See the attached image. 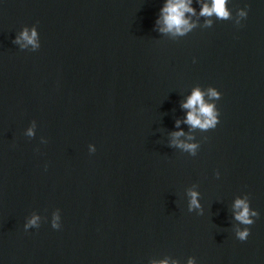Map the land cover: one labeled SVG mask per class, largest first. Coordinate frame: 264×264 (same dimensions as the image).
Masks as SVG:
<instances>
[{"label":"water","instance_id":"1","mask_svg":"<svg viewBox=\"0 0 264 264\" xmlns=\"http://www.w3.org/2000/svg\"><path fill=\"white\" fill-rule=\"evenodd\" d=\"M162 4L0 0V264H264V0H228V20L194 2L183 37L156 31ZM33 25L36 52L14 43ZM196 87L221 93L220 122L176 129ZM177 130L195 156L168 146Z\"/></svg>","mask_w":264,"mask_h":264},{"label":"clouds","instance_id":"2","mask_svg":"<svg viewBox=\"0 0 264 264\" xmlns=\"http://www.w3.org/2000/svg\"><path fill=\"white\" fill-rule=\"evenodd\" d=\"M200 5L199 16L212 17L215 15L218 20L230 19V12L227 10L226 5L228 0H163V4L159 9V14L155 20L156 31L160 34H171L173 36H186L195 27L196 24L190 21V17L196 16L197 11L192 6L193 3ZM240 17L247 18L246 10L239 13ZM205 23L211 26L212 21L206 20ZM239 24V21L237 22ZM24 42L22 46H31L32 52H36L40 48V39L37 28L35 25L31 29L24 28L20 35L14 40V43L19 44ZM195 63V60L193 61ZM210 100L212 102H207ZM221 98V93L213 87L202 90L199 87L193 88L191 93L185 97L180 107L184 111L183 121L177 120L175 128L180 129L181 123L189 126L190 129H199L200 131L207 132L213 130L219 124V110L216 101ZM29 136H33L34 132L29 129ZM185 136L183 130H177L171 133V143L168 145L170 148H176L185 151L195 156L197 153L198 145L194 143H185L179 138ZM187 139L191 140L193 137L189 136ZM94 152L95 150L92 149ZM219 178V172L216 173ZM188 196V211H197L202 214L200 204V192L193 190L187 193ZM233 219L243 225V228L237 229L235 238L241 242L247 240L250 235V226L259 217V213L250 207L249 200L245 197L243 199L237 198L232 205ZM40 217L33 215L26 220L23 227L25 232L29 229H37L40 227ZM50 226L53 230L61 229V215L59 209L54 211L51 216ZM158 264H176L175 260L165 258L158 262ZM187 264H196V260L192 257L188 259Z\"/></svg>","mask_w":264,"mask_h":264}]
</instances>
